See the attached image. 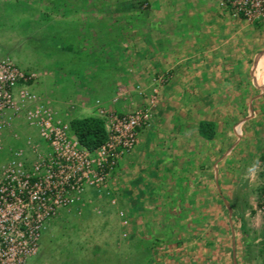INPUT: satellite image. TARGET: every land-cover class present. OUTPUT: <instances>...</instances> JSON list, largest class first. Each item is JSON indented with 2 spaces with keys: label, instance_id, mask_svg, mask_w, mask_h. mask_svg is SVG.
Wrapping results in <instances>:
<instances>
[{
  "label": "crops",
  "instance_id": "1",
  "mask_svg": "<svg viewBox=\"0 0 264 264\" xmlns=\"http://www.w3.org/2000/svg\"><path fill=\"white\" fill-rule=\"evenodd\" d=\"M82 2V16L99 20L98 25L91 23L85 41L93 43L91 50L102 51L103 55L100 64L90 61L89 67L79 71V82L75 76L73 80L86 93L101 92L96 98L104 104L109 101L127 112L132 98L143 100L158 88L161 99L183 98L176 83L187 79L202 84L219 81L218 77L227 82L235 74L244 80L253 67L255 82L264 84V18L256 21L255 27L245 26L243 17L235 18L216 0ZM144 4L148 6L144 8ZM104 28L108 36L99 37L96 30ZM161 79L165 82L160 83ZM120 89L129 92L115 101ZM164 109L157 112L152 128L141 129L135 151L122 159L110 182L112 194L119 198L110 207L129 212L130 218L118 213V222L101 220L98 224L99 234L106 235L108 228L114 227L118 241L129 238L126 248L118 244L109 256L101 254L97 260L108 264H264L259 250L240 245L234 232L236 246L220 255L218 231H211L218 226L221 211L219 175L213 170L212 149L207 158L198 149L211 146V140L202 137L199 126L191 128L184 122L177 135L161 138L166 136V128L171 131L167 123H162L168 114ZM169 146L178 147L179 163L174 171L164 170L173 162L164 155ZM55 254L52 252V257Z\"/></svg>",
  "mask_w": 264,
  "mask_h": 264
},
{
  "label": "rangeland",
  "instance_id": "2",
  "mask_svg": "<svg viewBox=\"0 0 264 264\" xmlns=\"http://www.w3.org/2000/svg\"><path fill=\"white\" fill-rule=\"evenodd\" d=\"M83 5L82 0H0V53L10 56L22 69L34 71L37 80L31 88L51 98L60 114L69 120L87 115L98 116L99 99L96 97L102 95L101 92L95 95L86 93L85 89L77 85L81 80L79 71L89 67L90 61L98 60L100 64L103 55L102 51L91 50L93 43L90 45L85 41L91 23L92 26L98 25L99 20H89L88 16H82ZM97 5L91 2L92 7ZM147 6L144 4L143 7ZM243 23L250 27L257 25V22L246 20ZM96 32L99 37L108 36L104 33L105 28L97 29ZM74 76L77 77V84L73 80ZM247 77L242 80L240 75L238 77L235 74L227 82L220 81L222 77H218L219 81L214 79V82L202 84H194L187 79L176 83L182 90L183 98L160 99L149 127H153L157 112L163 107L168 114L162 123L171 127V131L166 128L168 131L163 132L166 136L161 137L166 140L178 134V128L183 122L191 128L199 126L201 120L214 122L216 135L208 139L211 140V146L198 147L203 158H207L212 149L213 170H217L219 175L221 211L218 226L209 230L213 233L218 231L220 255L226 251L231 252L233 246H236L233 243L234 232L240 245L259 250V259L263 262L264 213L260 208L264 198V84L258 85L255 82L254 67ZM130 101L133 102L130 110L145 103V99L135 97ZM103 105L124 113L109 101ZM174 126L176 129H173ZM15 132L21 141L28 134L38 135L37 130L26 121H16L13 130L4 134L0 168L9 157V148L24 144L14 137ZM165 152L164 155L172 158L173 162L171 168L165 166L164 170H177L178 147L169 146ZM201 163L204 165L203 160ZM207 166L210 167V164ZM97 193L94 188H89L84 196V206L74 205L71 211L61 212L56 222L44 232L39 254L31 257L27 264H108L110 262L98 261L97 258H101V254L102 257L109 256L118 244L126 248L125 242L129 238L123 237L118 241L114 227L108 228L106 235L99 234L98 224L101 220L118 222L120 216L116 208L110 207L116 205L112 199L119 202L118 196L105 194L99 197ZM125 214V217L130 218L129 212ZM89 224L91 226H86ZM208 242L205 246L210 250ZM52 252L57 254L52 257Z\"/></svg>",
  "mask_w": 264,
  "mask_h": 264
},
{
  "label": "built area",
  "instance_id": "3",
  "mask_svg": "<svg viewBox=\"0 0 264 264\" xmlns=\"http://www.w3.org/2000/svg\"><path fill=\"white\" fill-rule=\"evenodd\" d=\"M216 1L248 22L264 18V0ZM36 80L34 71L22 69L0 53V150L5 132L13 130L16 121L24 120L38 132L26 135L23 145L9 148L0 168V264H26L40 251L50 222L63 210L84 206L89 188L97 190L99 197L112 194L113 172L135 150L140 130L152 125L161 99L158 88L145 96L141 107L124 113L98 100V116L105 121L108 139L90 150L80 143L71 120L60 114L52 99L31 88ZM128 92L120 89L115 101ZM14 137L20 138L17 132ZM260 211L264 213V198ZM119 214L126 215L123 210Z\"/></svg>",
  "mask_w": 264,
  "mask_h": 264
},
{
  "label": "trees",
  "instance_id": "4",
  "mask_svg": "<svg viewBox=\"0 0 264 264\" xmlns=\"http://www.w3.org/2000/svg\"><path fill=\"white\" fill-rule=\"evenodd\" d=\"M71 129L80 143L90 150L97 149L108 139L105 121L97 115L72 118ZM199 132L203 137L212 139L216 135L214 122L211 120H201Z\"/></svg>",
  "mask_w": 264,
  "mask_h": 264
}]
</instances>
